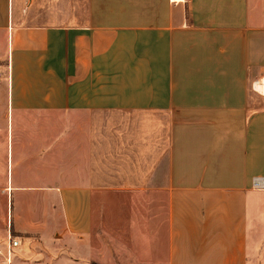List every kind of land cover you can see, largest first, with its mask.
Instances as JSON below:
<instances>
[{
  "label": "crops",
  "instance_id": "obj_1",
  "mask_svg": "<svg viewBox=\"0 0 264 264\" xmlns=\"http://www.w3.org/2000/svg\"><path fill=\"white\" fill-rule=\"evenodd\" d=\"M18 2L0 264H264V0Z\"/></svg>",
  "mask_w": 264,
  "mask_h": 264
},
{
  "label": "rangeland",
  "instance_id": "obj_2",
  "mask_svg": "<svg viewBox=\"0 0 264 264\" xmlns=\"http://www.w3.org/2000/svg\"><path fill=\"white\" fill-rule=\"evenodd\" d=\"M17 1L18 0H15V5H17ZM20 3V0L18 2V4ZM134 39H129L127 41V43H132V46L134 44ZM132 49V47H130ZM3 203H5V201L3 200H0V233L4 236V237H8V241L10 240V243L12 244V241L13 240H16L15 239V236L12 235L11 233H9V222H8V216L7 214L3 213L1 207L3 205ZM6 243V241H5ZM20 249H14L12 250L11 254L8 253V252H1L0 251V255L3 256V255H10L11 259H15V257L17 256V252L19 251Z\"/></svg>",
  "mask_w": 264,
  "mask_h": 264
},
{
  "label": "built area",
  "instance_id": "obj_3",
  "mask_svg": "<svg viewBox=\"0 0 264 264\" xmlns=\"http://www.w3.org/2000/svg\"><path fill=\"white\" fill-rule=\"evenodd\" d=\"M1 64H0V75H1ZM254 187L258 190H263L264 189V178H256L254 179ZM18 241L13 240L12 241V245L13 247H17L18 246Z\"/></svg>",
  "mask_w": 264,
  "mask_h": 264
},
{
  "label": "bare ground",
  "instance_id": "obj_4",
  "mask_svg": "<svg viewBox=\"0 0 264 264\" xmlns=\"http://www.w3.org/2000/svg\"><path fill=\"white\" fill-rule=\"evenodd\" d=\"M259 81H260V80H259ZM259 81H258V82H259ZM256 83H257V82H256ZM256 83H255V84H256Z\"/></svg>",
  "mask_w": 264,
  "mask_h": 264
}]
</instances>
